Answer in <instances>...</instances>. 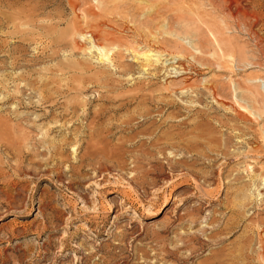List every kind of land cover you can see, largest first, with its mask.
Instances as JSON below:
<instances>
[{"label": "rangeland", "instance_id": "1", "mask_svg": "<svg viewBox=\"0 0 264 264\" xmlns=\"http://www.w3.org/2000/svg\"><path fill=\"white\" fill-rule=\"evenodd\" d=\"M0 264H264V0H0Z\"/></svg>", "mask_w": 264, "mask_h": 264}, {"label": "bare ground", "instance_id": "2", "mask_svg": "<svg viewBox=\"0 0 264 264\" xmlns=\"http://www.w3.org/2000/svg\"><path fill=\"white\" fill-rule=\"evenodd\" d=\"M77 37H78L79 41L80 40L87 41V39L89 38L87 34L81 33V32L77 34ZM90 45H91V49H94V50H96L95 52L99 53V54L97 53L99 55V57L101 56V58H107L108 55L105 51V47L103 48L99 44H97L96 39L91 40ZM108 58H109V56H108ZM136 59H137L136 61L139 62L138 64H140V66L147 71L149 69L152 70V68H155V67H159V68L160 67H162V68L166 67L167 74L172 76L173 78L178 79V78H182L184 76L198 75L197 71L194 68H192L191 66H189L188 64L185 63L186 66H184V67L182 66V65H184V62L186 60V59L184 60L183 57L162 55L160 53H152L149 50L147 53H145L141 56H138Z\"/></svg>", "mask_w": 264, "mask_h": 264}]
</instances>
